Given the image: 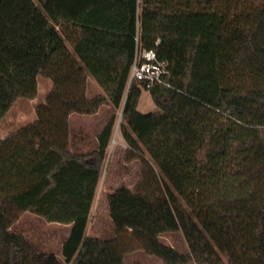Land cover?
<instances>
[{
	"label": "trees",
	"instance_id": "16d2710c",
	"mask_svg": "<svg viewBox=\"0 0 264 264\" xmlns=\"http://www.w3.org/2000/svg\"><path fill=\"white\" fill-rule=\"evenodd\" d=\"M153 49L170 87L148 91L144 114L145 85L129 79ZM41 75L53 89L37 121L0 141V264H62L12 231L24 213L72 226L64 264H126L138 249L162 264H264V0H0V123ZM89 76L105 96L87 97ZM110 105L142 178L109 195L115 238L101 240L87 232L117 118L76 155L70 117ZM179 232L188 254L160 241Z\"/></svg>",
	"mask_w": 264,
	"mask_h": 264
},
{
	"label": "rangeland",
	"instance_id": "374dc122",
	"mask_svg": "<svg viewBox=\"0 0 264 264\" xmlns=\"http://www.w3.org/2000/svg\"><path fill=\"white\" fill-rule=\"evenodd\" d=\"M60 34L61 37L64 39L68 49L70 51H73L70 43L65 39V37H63L61 30ZM38 80L39 86L37 98L35 100H18L7 115V117L1 122L0 141L6 139L9 135L16 133L24 127H27L37 121V109L41 105L46 103L47 97L53 89V82L48 79L45 75H41ZM99 96L105 95L103 91L99 88V86L96 84V82H94L93 80L88 82L87 97L92 100ZM138 110L144 114L156 110V105L152 101L149 92L146 90H143ZM113 116L117 118L114 131L115 133L121 134L120 127L123 124L122 109L116 110L110 105L104 106L101 112L99 111L98 114L93 116L74 114L70 124L71 128L74 130L73 136L76 140V143L79 144L80 140H83L86 146V150L88 152H92L96 135L102 130L104 126H106L110 122ZM81 130L85 132L80 133ZM112 140L114 139H111V141ZM145 155L149 157L146 152ZM111 166H113V164ZM123 167L124 166H121L120 168L123 169ZM121 169H119V171L123 172ZM106 192L107 190H105L104 188L103 190L99 188L92 218H94L99 213H103L102 205L104 203V198L106 197ZM105 205L107 209L108 218L104 214L105 216L101 220L102 230L104 232L108 228L110 229L113 235L114 230L112 226V219L110 216L107 199H105ZM20 219L18 223L12 227L13 232L18 234L26 233L30 238L26 239L29 240L32 245L36 248V250L40 253L54 255L60 253L62 245L61 236H63L67 231L65 228L57 226L58 224L56 223H47L45 220L41 219L36 215H26L23 219ZM108 236L110 235L106 233L103 238L108 239ZM160 241L163 244H166L167 246L171 245L182 254L189 253L188 245L181 232L174 234H162ZM126 264H162V262L156 257L147 255L144 250L138 249L132 253L126 254Z\"/></svg>",
	"mask_w": 264,
	"mask_h": 264
},
{
	"label": "crops",
	"instance_id": "0c3cea01",
	"mask_svg": "<svg viewBox=\"0 0 264 264\" xmlns=\"http://www.w3.org/2000/svg\"><path fill=\"white\" fill-rule=\"evenodd\" d=\"M92 80H93V78L91 76H89L88 82H90ZM103 108L104 107H102L100 109V112L103 110ZM73 115H71V117H70V123H71V119H72ZM104 128H105V126L96 135L92 152L97 150V148H98V137L102 133ZM82 132H85V131L81 130L80 133H82ZM11 135H9V136H11ZM73 135H74V130L71 128V124H70L69 151L73 154H76V155H86V154L91 153V152H88L86 150V146H85L84 141L80 140V143L77 144ZM112 139H114V140L111 141L109 148H108L107 166H106V169L104 170V173L102 175V179H101V182L99 185L100 189L103 190V188H104L105 190H107L106 197L104 198V201H103L104 203L102 205V212L103 213L97 214L94 218H92L93 215H91L90 224H89L88 232H87L88 237L97 238V239H101V240H111V239L115 238V232L112 235L110 229L107 228L104 232L102 230V221L101 220L104 218L105 215L107 217V209H106V205H105V199H107V202H108L109 195H111L113 192H115L121 188H127L128 190L134 192L136 190L138 184L140 183L141 178H142L141 164L139 161L136 160V161H133L130 163L125 162V158H126L128 150H129V147L126 144L125 140L123 139L122 134L115 133V131H114ZM112 164H113V166H111ZM121 166H124L123 169L120 168ZM119 169H121L123 172L119 171ZM99 188H98V191H99ZM97 194H98V192H97ZM93 213H94V207L92 210V214ZM26 215H32L33 216L34 214L24 213V215H22L21 219H23L24 216H26ZM57 226H60V227L65 228L67 230L65 232V234L63 236H61L62 245H61L60 253L55 255L58 258V260L62 264H64V259L62 257V249H63V245L65 244V242L70 237V234L72 231V226L71 225L65 226V225H60V224H58ZM112 226H113V223H112ZM106 233H108L110 235V236H108L109 237L108 239L103 238L106 235ZM21 235H23L27 239L29 238L26 233H21ZM160 238H161V236H160ZM169 247H172V246L169 245ZM172 248H174V247H172Z\"/></svg>",
	"mask_w": 264,
	"mask_h": 264
},
{
	"label": "built area",
	"instance_id": "2783aa9c",
	"mask_svg": "<svg viewBox=\"0 0 264 264\" xmlns=\"http://www.w3.org/2000/svg\"><path fill=\"white\" fill-rule=\"evenodd\" d=\"M159 43H157L158 45ZM170 63L160 61L156 49L137 51L130 73V84L139 82L150 91L155 86L170 87Z\"/></svg>",
	"mask_w": 264,
	"mask_h": 264
}]
</instances>
